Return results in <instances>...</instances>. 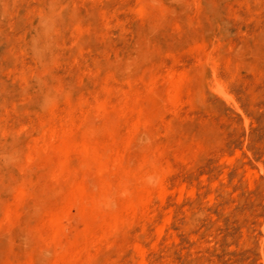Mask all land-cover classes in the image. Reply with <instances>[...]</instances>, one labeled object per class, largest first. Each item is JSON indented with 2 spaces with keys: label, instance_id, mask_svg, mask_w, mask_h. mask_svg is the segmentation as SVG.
<instances>
[{
  "label": "rangeland",
  "instance_id": "obj_1",
  "mask_svg": "<svg viewBox=\"0 0 264 264\" xmlns=\"http://www.w3.org/2000/svg\"><path fill=\"white\" fill-rule=\"evenodd\" d=\"M0 264H264V0H0Z\"/></svg>",
  "mask_w": 264,
  "mask_h": 264
}]
</instances>
